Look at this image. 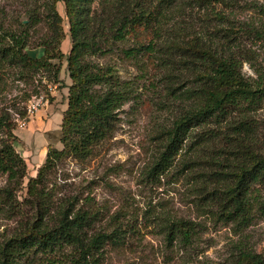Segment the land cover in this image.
Masks as SVG:
<instances>
[{
	"label": "rangeland",
	"instance_id": "374dc122",
	"mask_svg": "<svg viewBox=\"0 0 264 264\" xmlns=\"http://www.w3.org/2000/svg\"><path fill=\"white\" fill-rule=\"evenodd\" d=\"M50 2L0 0V18L10 27L23 20L25 12L37 11L29 34L31 55L41 54L36 45L53 35ZM58 10L65 15L62 3ZM78 10L75 38L89 47L80 63L104 79L88 84L82 105L90 106L107 91L120 98L105 141L86 159L64 157L47 176L45 202L51 223L66 207L87 211L93 220L85 241L99 232L110 236L96 253L97 264H233L240 250L264 257V209L255 202L245 223L228 220L210 201L212 186L205 181V173L218 166L211 164L212 159L227 163L222 157L234 141L229 136L242 129L238 128L242 120L248 127L241 132L249 135L246 142L264 154V99L233 109L220 125L197 127L196 137L203 135L198 143L189 146L192 138L185 142L165 174L151 172L163 148V133L188 108L182 91L197 86L195 72L183 69L178 54L164 43L178 38L189 47L196 41L232 55L242 64L244 77L263 87L264 0H177L161 6L159 0H85ZM63 27L66 39L61 47L68 56L72 47L68 20ZM172 58L176 60L170 64ZM52 63L51 68L29 71L0 58V116L11 124L9 131L0 128V148L12 140L11 134L16 136V150L31 176L37 175L50 147L63 148L61 124L73 80L66 57ZM49 85L56 86L49 93V105L32 116L27 127H19L18 115H25L30 96ZM205 128L214 129L210 139L202 133ZM17 182L0 171V242L17 234L34 211L23 202L28 178L17 200L6 193L15 194ZM256 192L264 202V185L256 186ZM11 201L19 210L11 208ZM176 221L190 227L188 239L170 233ZM76 252L75 246L65 245L57 253L38 254L33 264H48L50 257L52 264H70Z\"/></svg>",
	"mask_w": 264,
	"mask_h": 264
},
{
	"label": "trees",
	"instance_id": "16d2710c",
	"mask_svg": "<svg viewBox=\"0 0 264 264\" xmlns=\"http://www.w3.org/2000/svg\"><path fill=\"white\" fill-rule=\"evenodd\" d=\"M83 1L85 0H51L48 14L52 16L53 35L36 45L37 48H42L41 54L31 55L28 51L31 23L38 14L36 10L25 12L28 14L23 20L27 21L21 20L12 27L10 24L6 25L5 18H0V58L9 59L12 64L33 71L51 68L54 66L53 60L66 57L73 80L69 107L63 113L61 124L63 148L48 149L45 161L38 168L36 176L28 175L27 164L15 147L16 136L11 134L12 140L0 148V171L7 173L10 179L18 181L15 194L11 190L6 193L10 199L13 196L17 200V192L23 187L24 179L28 178V197L23 202L34 208L32 217L26 219L21 230L0 242V264H33V259L38 254L57 253L65 245H73L77 249L70 264H97L96 253L110 238L109 235L99 232L85 241L93 218L87 211H73L70 206L62 209L56 222L51 223L50 207L45 202L47 193L44 186L47 176L64 157L86 159L105 141L110 130V119L116 108L115 102L120 98V95L114 97V92L107 91L90 106L82 105L81 98L84 90L88 89V84L104 80L103 77L84 69L80 63L81 57L89 50V47H85V42L75 38L74 33L78 7ZM175 1L177 0H159L160 6L170 5ZM59 3L64 6V16L58 10ZM65 20H68L71 30L72 47L68 56L61 47L66 39L63 27ZM119 36H123L122 32ZM164 44L172 54H178V62L183 69L195 72L194 82L197 86L182 91L189 105L163 133V148L151 169L152 174L156 175L165 174L170 169L185 142L191 138L189 146L199 142L203 135L196 137L194 132L197 127H206L209 123L220 125L228 120L233 109H240L244 103L248 106L256 105L264 99V86H254L244 77L238 58L220 54L196 41L189 47L178 38H171ZM148 46L142 47L149 49ZM171 60L170 64H173L176 59ZM166 68L167 76H174L171 72L173 68L170 65ZM55 73L57 82L59 69ZM240 124L238 128L242 129L229 136L234 141L231 142L230 149H226L227 155L222 157L227 163L212 159L211 164L218 166L205 173V181L212 186L210 201L217 205L221 215L228 220L245 223L252 216L255 202L259 203L258 208L264 209L260 193L256 192V186L264 185V154L257 152L246 142L245 137L249 135L241 132H246L248 127L243 120ZM10 126L8 118L5 115L0 116V128L9 131ZM213 131L214 129L205 128L202 133L206 132V137L210 139ZM204 144L208 145L210 141H205ZM10 205L11 208L19 210L12 201ZM170 233H181L186 239L191 236L190 227L182 221H176ZM50 258L48 264H52ZM233 264H264V257L256 252L240 250Z\"/></svg>",
	"mask_w": 264,
	"mask_h": 264
},
{
	"label": "built area",
	"instance_id": "2783aa9c",
	"mask_svg": "<svg viewBox=\"0 0 264 264\" xmlns=\"http://www.w3.org/2000/svg\"><path fill=\"white\" fill-rule=\"evenodd\" d=\"M56 86L49 85L44 92L40 89L36 94L31 95L26 103V113L23 116L18 115L17 122L19 127L25 128L29 124V119L37 114L45 106L49 105V93H53Z\"/></svg>",
	"mask_w": 264,
	"mask_h": 264
},
{
	"label": "crops",
	"instance_id": "0c3cea01",
	"mask_svg": "<svg viewBox=\"0 0 264 264\" xmlns=\"http://www.w3.org/2000/svg\"><path fill=\"white\" fill-rule=\"evenodd\" d=\"M38 114V113H37Z\"/></svg>",
	"mask_w": 264,
	"mask_h": 264
}]
</instances>
